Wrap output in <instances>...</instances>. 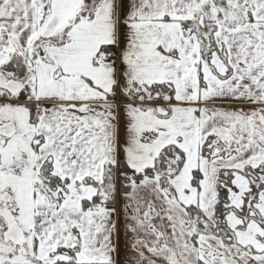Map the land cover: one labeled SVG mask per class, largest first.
Returning <instances> with one entry per match:
<instances>
[{"label": "snow or ice", "instance_id": "1", "mask_svg": "<svg viewBox=\"0 0 264 264\" xmlns=\"http://www.w3.org/2000/svg\"><path fill=\"white\" fill-rule=\"evenodd\" d=\"M0 264H264V0H0Z\"/></svg>", "mask_w": 264, "mask_h": 264}]
</instances>
